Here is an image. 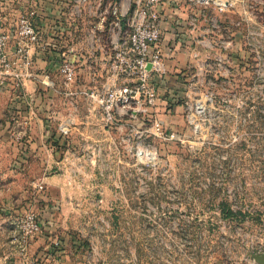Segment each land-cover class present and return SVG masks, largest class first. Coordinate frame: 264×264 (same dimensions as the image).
Here are the masks:
<instances>
[{"label": "rangeland", "instance_id": "374dc122", "mask_svg": "<svg viewBox=\"0 0 264 264\" xmlns=\"http://www.w3.org/2000/svg\"><path fill=\"white\" fill-rule=\"evenodd\" d=\"M220 1L184 0L190 14L174 33L189 56L162 79L172 86L157 81L156 106L119 121L97 164L54 170L71 196L53 204L55 234L83 246L55 264L76 254L86 264H257L264 254V0ZM109 15L111 34L130 31L128 12ZM155 119L175 137H156ZM45 192L0 194V264H42L30 247L41 233L22 251L16 224L29 211L41 222Z\"/></svg>", "mask_w": 264, "mask_h": 264}, {"label": "crops", "instance_id": "0c3cea01", "mask_svg": "<svg viewBox=\"0 0 264 264\" xmlns=\"http://www.w3.org/2000/svg\"><path fill=\"white\" fill-rule=\"evenodd\" d=\"M130 2L131 0L3 2L1 20L4 26H10L21 14H31L44 46L43 49L37 47L30 52L33 61L32 77L23 81L21 89L18 92L0 91V194L6 192L11 199L28 200L31 195L37 194L34 190L35 183L40 180L45 183V199L49 204H42V232L30 246L42 264L60 262L67 249L75 251L83 248L79 247L81 243L74 240L70 242L63 234H55L56 227L62 226L56 225L55 218H58L53 204L57 203L60 196L61 199L71 196L68 190L62 188V178L66 176L52 174L56 172L54 170L64 167L63 154L73 153L76 156L73 166H88L98 162L94 151L110 148L109 143L114 134L104 130L100 113L90 105L86 93L100 90L112 81L109 71L110 42L118 33L111 34L105 23L111 18L110 7L117 5L125 13L130 8ZM158 10L164 16L162 28L165 33L159 47L167 71L179 72L183 60L189 55L186 42L182 40L185 36L175 34L174 28L176 23L190 14V9L184 4V0H166ZM68 50V58L75 70V82L69 89L64 87L59 73L61 56ZM177 81L181 82L178 78ZM158 82L163 90L168 85H173L164 80ZM67 91L71 94L67 95ZM27 115L32 118L31 129L19 142H14L11 134L18 132L17 122ZM69 118L73 120L71 132L62 137L59 132L60 124ZM58 240L64 251L61 246H54ZM64 264H68V261ZM71 264H86V258L76 254L71 259Z\"/></svg>", "mask_w": 264, "mask_h": 264}, {"label": "built area", "instance_id": "2783aa9c", "mask_svg": "<svg viewBox=\"0 0 264 264\" xmlns=\"http://www.w3.org/2000/svg\"><path fill=\"white\" fill-rule=\"evenodd\" d=\"M85 2L86 0H79ZM163 0H131L127 22L130 31L111 39V56L109 71L112 81L100 90L86 93L90 105L100 113V119L105 131H123L119 125L122 119H136L156 106L158 101L157 81L162 80L167 73L164 57L160 50L162 33L160 23L164 16L158 7ZM194 7L206 6L209 3L220 4V0H185ZM3 0H0V91L18 92L24 80L32 77L33 61L30 52L34 48L43 49L38 29L31 14L19 15L14 25L5 27L1 20ZM125 12V13H126ZM110 13L115 23L124 17L122 8L114 5ZM187 23L193 25L188 18ZM64 87L75 82L73 64L63 60L59 67ZM67 95L71 93L67 91ZM32 118L27 115L17 122L18 132L11 134L14 142H19L29 133ZM73 120L69 118L60 124L61 136H68L71 132ZM191 124V123H190ZM153 134L163 140L173 139L174 134L164 132L162 122L155 119L152 125ZM76 156L73 153L63 154L62 162L73 166ZM69 176L66 177V179ZM69 179V178H68ZM45 189L43 180L35 183L34 190L39 194ZM20 237L22 251L27 246L28 239L41 233V226L36 213L25 212L16 224Z\"/></svg>", "mask_w": 264, "mask_h": 264}, {"label": "water", "instance_id": "95a60500", "mask_svg": "<svg viewBox=\"0 0 264 264\" xmlns=\"http://www.w3.org/2000/svg\"><path fill=\"white\" fill-rule=\"evenodd\" d=\"M252 259H253L257 264H264V254L254 255V256H252Z\"/></svg>", "mask_w": 264, "mask_h": 264}]
</instances>
